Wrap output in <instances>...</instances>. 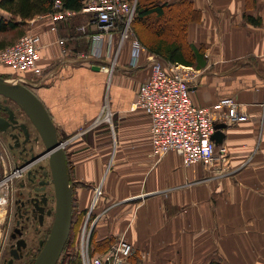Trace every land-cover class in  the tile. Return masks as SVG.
I'll list each match as a JSON object with an SVG mask.
<instances>
[{
  "label": "crops",
  "instance_id": "1",
  "mask_svg": "<svg viewBox=\"0 0 264 264\" xmlns=\"http://www.w3.org/2000/svg\"><path fill=\"white\" fill-rule=\"evenodd\" d=\"M189 1L198 14L187 41L204 53V62L190 65L198 69L193 101L234 96L249 115L224 129L219 144L227 156L215 165H185L175 151L153 154L151 118L131 105L152 56H160L142 47L134 58L119 29L106 37L105 58L78 56L95 30L91 12L40 16L34 31L46 69L26 85L67 140L76 211H86L101 189L92 209L97 241L125 237L140 264H264V0ZM80 24L86 31L77 36ZM112 63V70L102 67Z\"/></svg>",
  "mask_w": 264,
  "mask_h": 264
},
{
  "label": "built area",
  "instance_id": "2",
  "mask_svg": "<svg viewBox=\"0 0 264 264\" xmlns=\"http://www.w3.org/2000/svg\"><path fill=\"white\" fill-rule=\"evenodd\" d=\"M137 0H89L81 11L63 9L60 0H56L54 10L47 13L55 20L78 12H91L90 23L95 30L90 34L89 51L80 50L78 56L103 59L110 49L104 47L106 37L111 40L116 29L120 31L121 40H131L134 58L144 47L134 35L132 19ZM122 26L118 28V23ZM76 30L85 32L86 25L76 26ZM62 53H67L65 39L59 38ZM111 42V41H109ZM43 47L42 36L37 31L22 34L16 41L0 49V68L7 66L20 74L13 76L27 84L33 77H41L45 69L41 62ZM107 49V50H106ZM112 70L113 63L102 65ZM198 77V69L190 65L175 62H163L160 57L152 56L148 77L139 85L132 109H143L151 118V146L157 157L170 151L181 155L183 163L190 165L200 162L206 168L224 160L227 149L217 144L212 138L214 123L225 121L228 124L245 120L249 115L241 109L240 102L234 96H222L210 105H198L191 96V85ZM109 118V115H106ZM31 163H17L9 151L8 145L0 138V242L4 230L11 220V200L17 182L27 171ZM100 187L95 188V195L86 210L79 235V247L82 264H128L134 248L125 237L117 241L101 254H91L90 238L97 221L92 216ZM8 224V226H7ZM1 244V243H0Z\"/></svg>",
  "mask_w": 264,
  "mask_h": 264
},
{
  "label": "trees",
  "instance_id": "3",
  "mask_svg": "<svg viewBox=\"0 0 264 264\" xmlns=\"http://www.w3.org/2000/svg\"><path fill=\"white\" fill-rule=\"evenodd\" d=\"M60 1L63 9L81 11L83 5L89 0ZM55 2L56 0H0V33L18 30L29 19L53 11ZM78 13L75 16H78ZM197 14L189 0H173L171 2L167 0H137L132 19V28L140 43L148 50L158 54L163 62L171 61L185 65L200 64L204 62V53L187 41L188 23ZM118 24V28H120L122 23L119 22ZM75 32L77 36L81 35L76 29ZM87 34L90 33L85 35ZM7 45L9 44L6 40H0V49ZM86 45L84 50L89 51L90 41H87ZM19 74L20 72L15 73L7 66L0 68V75L4 77ZM68 171L69 176H71L70 166H68ZM85 212L81 211L78 213L73 201V221L70 234L61 259L58 260L57 264H65L67 262L82 264L80 253L72 248L79 244L78 239ZM93 233L92 231L90 238V252L93 255L102 253V250L106 251L107 248L117 241L113 237L97 241ZM128 264L140 263L137 257L131 254ZM206 264L226 263L221 259H212Z\"/></svg>",
  "mask_w": 264,
  "mask_h": 264
},
{
  "label": "water",
  "instance_id": "4",
  "mask_svg": "<svg viewBox=\"0 0 264 264\" xmlns=\"http://www.w3.org/2000/svg\"><path fill=\"white\" fill-rule=\"evenodd\" d=\"M93 68L98 69L100 66L94 65ZM0 95L5 100H13L25 111L36 129V140H41L43 144L41 155L47 157L49 167V178L45 180V183L52 186L54 212L49 232L41 240L39 251L31 264H57L68 240L73 221L74 194L65 151L67 140L60 139L57 127L46 105L28 85L16 78L11 79L0 75ZM7 109L10 116L8 118L0 116V131H6L8 127L22 129L25 135V139L22 141L19 139V132H14L11 136L16 138V146H20L25 150L27 142L30 141L31 134L28 124L27 122H19L15 118L12 108L7 106ZM214 126L215 131L212 134V138L217 144L222 143L225 136L224 129L227 128L228 123L217 121L214 123ZM44 194L46 195L47 202V192L45 191ZM38 198H36L34 203L37 209L41 211V207L38 206ZM19 247H21L20 243H18L17 248Z\"/></svg>",
  "mask_w": 264,
  "mask_h": 264
},
{
  "label": "flooded vegetation",
  "instance_id": "5",
  "mask_svg": "<svg viewBox=\"0 0 264 264\" xmlns=\"http://www.w3.org/2000/svg\"><path fill=\"white\" fill-rule=\"evenodd\" d=\"M7 106L13 109L14 116L19 122H27L28 129L31 131L30 141L27 142L25 150L16 146V138L11 134L19 132L21 141L25 139V135L22 129L12 127H8L6 131H0V138L8 145L10 153L16 161L18 160L17 163H31V167L21 178L22 181L18 183L11 200V224L8 228V242L3 251L5 255L2 257L1 264H15V261L23 259L20 264H30L35 254V247L32 243L39 237L36 246V249H39L40 242L46 237L53 221V190L51 185L45 183V180L49 178L48 159L41 155L43 144L41 140L35 138L36 129L25 111L16 102L11 99L5 100L0 95V116L6 118L10 116ZM40 147L41 150H38ZM45 191L48 195L47 202ZM36 198L39 199L38 206L41 207V211L34 203ZM18 243L21 244L19 248H17Z\"/></svg>",
  "mask_w": 264,
  "mask_h": 264
},
{
  "label": "rangeland",
  "instance_id": "6",
  "mask_svg": "<svg viewBox=\"0 0 264 264\" xmlns=\"http://www.w3.org/2000/svg\"><path fill=\"white\" fill-rule=\"evenodd\" d=\"M40 16H42V15H40ZM40 16H37V17H35V20H34V18L33 19H29L28 21H27V23L25 24V25H22L21 27H20V29H18V30H15V31H9V32H4V33H0V40L1 39H4V40H6V42H8V44H11L12 42H14V41H16L22 34H24V33H26V32H30V31H34V30H37V28H36V26L38 25V24H42L43 23V18L42 17H40ZM76 26H78V25H76ZM22 32V33H21ZM85 45V44H84ZM193 67V66H192ZM194 68V67H193ZM15 73L16 72H19V71H14ZM8 78H13V76H11V77H8ZM41 144V143H40ZM42 145V144H41ZM42 149H43V147H42ZM38 150H41V147L40 148H38ZM67 161H68V166H70L69 164V160L67 159ZM11 224V223H10ZM10 224H9V226H8V224H7V226H8V228L10 227ZM8 228H7V230L5 229L4 230V228H3V235H2V238H1V244H0V264H1V260H2V257L5 255L4 253H3V251H4V248H5V245H6V243L8 242V239H7V236H8ZM39 238V237H38ZM38 238L32 243L33 245H34V247H35V254H34V257H35V255H37V253H38V251H39V249H36V246L38 245ZM79 240V239H78ZM69 250H70V248H68ZM73 250H75V251H77V252H79L80 253V247H79V244H77L76 245V247H74V248H72ZM81 254V253H80ZM34 259V258H33ZM31 260V262H30V264L31 263H33V261L34 260ZM60 259H61V257H60ZM24 260V259H23ZM23 260H17V261H15L14 263L15 264H20V263H22L23 262ZM65 264H77L76 262H74V263H65Z\"/></svg>",
  "mask_w": 264,
  "mask_h": 264
}]
</instances>
